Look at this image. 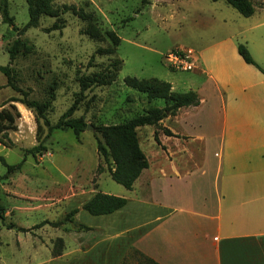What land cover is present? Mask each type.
Segmentation results:
<instances>
[{"label":"crops","instance_id":"crops-1","mask_svg":"<svg viewBox=\"0 0 264 264\" xmlns=\"http://www.w3.org/2000/svg\"><path fill=\"white\" fill-rule=\"evenodd\" d=\"M261 24L264 19L254 26ZM226 37L198 47L187 80L165 79L173 90L196 91L200 102L137 127L148 165L132 187L103 189L99 178L88 186L72 183L67 199L77 204L68 210L78 207L74 219L90 228L60 233L64 246L53 256L44 241L26 242L23 230L4 226L5 264H121L131 246L160 264H264V73ZM252 41L253 47L244 44L264 69V38ZM180 84L188 87L179 90ZM143 93L137 97L144 96L147 106L164 105ZM98 190L123 195L126 202L91 214L81 204ZM33 224L22 226L33 232Z\"/></svg>","mask_w":264,"mask_h":264},{"label":"rangeland","instance_id":"rangeland-1","mask_svg":"<svg viewBox=\"0 0 264 264\" xmlns=\"http://www.w3.org/2000/svg\"><path fill=\"white\" fill-rule=\"evenodd\" d=\"M7 1L14 24L21 27L28 19L26 0ZM251 1L257 6L251 15L245 16L224 0H52L55 7L67 2L93 12L101 37L94 38L86 33L88 22L70 10L58 15L43 14L38 26L27 28L19 36L33 43V49L19 51L10 61L8 48L18 34L2 21L0 13V64L10 65L14 82L28 91V97L41 100L49 98V86L54 82L55 98L46 110L50 123L54 124L75 102L70 116H83L89 124L78 133L71 128H54L48 134L47 126L42 124L45 148L34 155L24 154V147L37 142L36 120L29 117L28 107L21 111L16 105L20 113L16 117L17 126L7 130L14 145L0 142V156L7 163H16L23 157L24 160L19 169L5 176L7 167L0 160V204L5 208V223L13 227L63 218L70 206L77 204L67 199L72 183L84 182V186H88L99 178L103 189L124 188L111 178L108 161L96 146L97 139L103 140L96 125L121 122L148 107L144 96L137 97L143 92L125 84L124 76H155L164 80L173 76L180 81L187 80L191 71L169 67L165 62L164 53L171 47H191L198 52L204 42L221 36L227 38V35L237 44L248 40L253 47L252 39L264 38V24L254 26L264 19V8H261V0ZM221 17H225V22L221 23ZM54 22L59 26L46 29ZM109 30L119 36L118 44L112 43ZM114 58H121L122 64L113 81L91 84L80 90V78L105 70ZM1 78L6 80L0 71ZM6 85L0 82V107H9L8 102L1 104L12 93L21 96ZM185 87L187 84L178 85L179 90ZM5 93L9 95L3 96ZM162 102L161 98L153 100L155 105ZM156 128L162 129L161 126ZM144 133L145 129L143 136ZM5 223L0 220V264L8 259L2 236ZM34 224L31 226L33 232L23 230L19 234L26 242L44 241L50 253L54 239L74 229L70 222L45 223L40 227ZM63 246L64 239L62 249ZM125 264L140 262L131 256Z\"/></svg>","mask_w":264,"mask_h":264},{"label":"trees","instance_id":"trees-1","mask_svg":"<svg viewBox=\"0 0 264 264\" xmlns=\"http://www.w3.org/2000/svg\"><path fill=\"white\" fill-rule=\"evenodd\" d=\"M228 4L233 6L242 15H251L254 11V4L251 0H225ZM28 19L21 26L14 24L13 16L9 12L8 1H0L1 19L7 22L13 29L17 31L18 36L14 39L8 48L9 61L12 60L19 51L29 52L33 49V43L27 38H20L19 36L29 27L38 26L41 15H58L61 11L70 10L78 17L88 22V27L85 32L91 37L99 38L101 33L95 27L94 13L84 10L83 7L77 6L74 3L63 2L59 7L53 5L52 0H26ZM57 23H53L46 29L58 27ZM109 37L114 45L118 44L119 36L112 30L108 31ZM112 48L111 50H113ZM237 51L241 57L247 62L258 67L263 73L264 69L254 60L250 51L244 43L237 44ZM122 59L114 58L103 71L95 73L93 76L87 78H80V90H84L91 84H107L113 81L121 68ZM0 71L6 76V84L10 85L14 90L18 91L21 96H9L1 104L8 102V106L0 107V142L13 146V142L8 136L7 130L16 128V117L20 115L19 110L13 101H20L33 111L36 120V144L30 147H24V154L41 151L45 148L42 135V124L47 126V134L54 128L67 129L71 128L73 132L78 133L83 130L87 122L83 116H70L76 107L75 102L71 104L58 118V120L51 124L49 118L46 116V110L51 105L55 98L54 82L50 84L48 94L49 98L38 99L28 97V91L19 87L13 80L11 67L8 63L0 64ZM125 84L144 92L148 99L162 98L164 100L163 106H148L145 111L135 114L130 118L121 122L99 124L96 129L100 131L103 140L97 139L96 146L98 152L103 158L108 161V170L111 178L116 182L122 184L126 188H131L134 180L140 174L141 170L148 165V159L138 140L137 127L143 124H158L159 119L167 114H173L183 105H197L200 102L198 93L194 90L177 91L171 89L169 81L155 77H137L135 75H126L123 78ZM166 134H172L168 128H163ZM157 140L156 134L154 135ZM0 160L6 165L7 170L4 176L19 169L22 165V160L16 163H7L5 159L0 156ZM126 202V197L113 193L96 191L89 199L81 204V208L87 210L91 214L109 213L121 207ZM78 207H73L66 211L63 218L57 220L43 219L34 227H39L45 223L51 225H60L63 222H70L74 229H88L90 226L74 219L73 215L78 210ZM5 208L0 204V220L5 223ZM6 224V223H5ZM8 227L12 224L7 223ZM18 230H29L30 228L24 226H15ZM63 239L57 236L51 248L52 255H59L62 250ZM134 256L138 258L140 264H160L156 260L150 258L139 249L131 246L126 254L123 256L121 264H125L128 257Z\"/></svg>","mask_w":264,"mask_h":264},{"label":"built area","instance_id":"built-area-1","mask_svg":"<svg viewBox=\"0 0 264 264\" xmlns=\"http://www.w3.org/2000/svg\"><path fill=\"white\" fill-rule=\"evenodd\" d=\"M164 59L175 69L191 70L196 65V53L191 47H171L165 51Z\"/></svg>","mask_w":264,"mask_h":264},{"label":"water","instance_id":"water-1","mask_svg":"<svg viewBox=\"0 0 264 264\" xmlns=\"http://www.w3.org/2000/svg\"><path fill=\"white\" fill-rule=\"evenodd\" d=\"M89 125V124H88ZM88 125H87V127H88Z\"/></svg>","mask_w":264,"mask_h":264}]
</instances>
